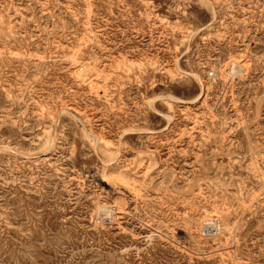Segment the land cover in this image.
I'll list each match as a JSON object with an SVG mask.
<instances>
[{
	"label": "rangeland",
	"instance_id": "374dc122",
	"mask_svg": "<svg viewBox=\"0 0 264 264\" xmlns=\"http://www.w3.org/2000/svg\"><path fill=\"white\" fill-rule=\"evenodd\" d=\"M0 264H264V0H0Z\"/></svg>",
	"mask_w": 264,
	"mask_h": 264
},
{
	"label": "built area",
	"instance_id": "2783aa9c",
	"mask_svg": "<svg viewBox=\"0 0 264 264\" xmlns=\"http://www.w3.org/2000/svg\"><path fill=\"white\" fill-rule=\"evenodd\" d=\"M110 189H104V187L100 188V191L102 192H108Z\"/></svg>",
	"mask_w": 264,
	"mask_h": 264
},
{
	"label": "bare ground",
	"instance_id": "6f19581e",
	"mask_svg": "<svg viewBox=\"0 0 264 264\" xmlns=\"http://www.w3.org/2000/svg\"><path fill=\"white\" fill-rule=\"evenodd\" d=\"M80 67V66H79ZM77 68V67H76ZM84 73V72H83Z\"/></svg>",
	"mask_w": 264,
	"mask_h": 264
}]
</instances>
